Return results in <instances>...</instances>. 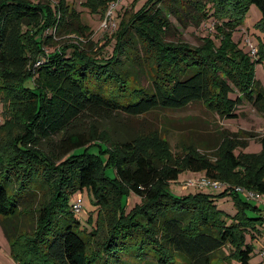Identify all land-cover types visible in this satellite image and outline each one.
<instances>
[{
    "label": "trees",
    "instance_id": "1",
    "mask_svg": "<svg viewBox=\"0 0 264 264\" xmlns=\"http://www.w3.org/2000/svg\"><path fill=\"white\" fill-rule=\"evenodd\" d=\"M116 1L85 3L104 14ZM250 4L260 11L264 34V0H144L136 11L122 14L105 55L109 43L89 38L88 49L78 41L44 51L52 35L47 30L79 21L65 0L53 6L49 0H0V101L19 129L10 134L5 131L10 123L0 124V215L5 237L25 253L26 264H98L101 254L131 249L134 242L153 253L154 264H212L216 253L223 254L222 264H250L253 246L245 236L261 225L257 233L264 237V201L256 204L235 188L264 195V134H258L262 154L256 155L235 153L247 142L239 130L225 132L211 161L194 145L174 158L162 141L113 135L112 128L98 124L118 113L135 117L193 102L221 118L236 117L242 101L264 113L255 62L231 37ZM209 17L215 34L201 45L165 39L178 25L198 26ZM71 30L85 31L80 24ZM255 56L264 59V42ZM183 170L203 172L225 186L217 194L198 189L173 195L168 183ZM83 188L98 207L89 235L103 231L94 249L68 202ZM129 193L141 203L126 209ZM225 196L234 203L233 215L216 204ZM29 215L34 220L26 227L22 221ZM140 255L144 259L146 253Z\"/></svg>",
    "mask_w": 264,
    "mask_h": 264
},
{
    "label": "rangeland",
    "instance_id": "2",
    "mask_svg": "<svg viewBox=\"0 0 264 264\" xmlns=\"http://www.w3.org/2000/svg\"><path fill=\"white\" fill-rule=\"evenodd\" d=\"M31 1L35 3L44 2L46 0ZM49 1L53 6L58 0ZM85 1L86 0H65L68 9L78 15L79 21L68 20V25L65 28L58 31H52L51 29L47 30V33L52 35L48 40V44L43 47L46 53L57 49L63 44H77L78 41H80L84 49H88V43H86L88 38L93 42L102 44L101 46L108 44L111 39L110 36L115 30L122 14L126 13L125 15H128L136 11V9L144 3V0H117L116 2L110 3L106 12L102 14L103 10L100 6L92 9ZM111 4H113V8H111L112 17L105 19V14L108 12ZM170 18L175 22L172 16ZM260 21L261 14L259 9L255 5L250 4L241 23L232 32L231 37L236 42L237 48L243 53L248 54L251 60L255 62L253 66L254 78L264 88V59L262 61H255L256 56L251 55L248 43V41H250V43L258 49L260 41L264 42V34L258 27ZM78 24L83 26L85 31L82 33H75L71 30L78 26ZM214 25L215 23L212 17L203 20L198 26L178 25V29H171L166 34L165 39L167 41L186 42L190 45L198 46L202 44V39L206 35H210L211 37L214 36ZM113 41L112 39L103 49L105 55L110 54ZM93 42L92 46L94 44ZM139 80L140 83L146 84V80L143 77H140ZM231 96L234 97L235 94H231ZM235 112L237 116L234 118H221L217 114L209 111L200 102H193L181 109L155 110L148 114L135 117H129L122 113H118L110 118V120H103L98 124L103 128H112L111 133L113 135L128 132L132 133L131 135H136L145 142L150 141L151 143L157 142L159 144L162 141L168 145L167 149L171 152L173 157L181 156L185 146L189 144L194 145L199 152L209 155L208 157H210L211 161H215L216 159V156L212 154H215L216 148H218L223 141L222 134H225V132H237L239 130L237 135L244 138L247 144L235 149V153L241 151L243 153H253L256 155L262 154V147L257 141V137L264 134V113L257 110L255 105L247 101H242V103L237 106ZM3 119L6 120V123H10V128L7 127L5 131L10 134H15L19 131L16 125V119L9 115L0 101V124L3 123ZM240 130H246L254 135L248 137L246 133L240 132ZM42 148L45 149L44 146H42ZM106 173L107 175L113 176V170H111V168H107ZM203 174V172L183 170L178 175L177 180L168 183L167 189L170 193L177 196L199 191L194 187H186L183 183L187 178H197ZM203 192L217 194L219 190L205 187L203 188ZM78 198H80L81 202L80 208L75 216L81 222L84 235L89 237L90 249H94V243L103 236V231L98 232V236L89 235L96 227L98 207L94 203V195L87 188L72 192L68 198V202L72 205ZM258 198L262 200V202L264 201V195ZM35 199H38L37 195L34 200ZM248 199L256 204L259 202L258 199H252L251 197ZM124 201H126V209L141 203L140 197L133 193L127 194L124 197ZM216 204L218 208L222 209L228 215H233L236 212L234 203L228 196L217 199ZM35 205L36 202H34V206ZM1 219L2 216L0 215V264H26L25 261L27 258L25 253L18 248H12L5 237ZM33 220L31 219V215H29V220L22 221V223L25 222V226L27 227V224H33ZM257 230H262V226L256 225L255 229L248 231L245 236L246 242L251 243L253 246L249 261L250 264H264L263 257L259 253L260 248L264 245V237L260 236ZM132 244V248L128 250L119 249L118 247L113 249L108 255L101 254L99 258L101 262L98 264H150L154 257L153 253L139 250V248L142 247L139 243L134 242ZM140 251L146 253V255H142L144 259L140 257ZM222 256L223 254L216 253L212 260V264L224 263V261H222ZM151 263L154 264V261ZM225 264L237 263L232 261Z\"/></svg>",
    "mask_w": 264,
    "mask_h": 264
},
{
    "label": "built area",
    "instance_id": "3",
    "mask_svg": "<svg viewBox=\"0 0 264 264\" xmlns=\"http://www.w3.org/2000/svg\"><path fill=\"white\" fill-rule=\"evenodd\" d=\"M111 8H113V4H111V6L109 7L108 9V12L105 14V19H107L108 17H112V10ZM249 43V46H250V53L251 55H255V52H256V48L250 43V41H248ZM40 63V61H37L35 62V65ZM184 186L186 187H194V188H197V189H203L205 187H211V188H216V189H219V188H223L225 186L224 183L222 182H219L217 180H214V179H211V178H208L205 174L203 175H200L199 177L197 178H187L184 183H183ZM236 191H238L239 193L243 194L244 197L246 198H252V199H258L259 200V195L252 192V191H247L245 190L244 188L242 187H236L235 188ZM80 198H78L72 208L75 212H77L80 208ZM259 253L260 255L263 257V260H264V245L260 248L259 250Z\"/></svg>",
    "mask_w": 264,
    "mask_h": 264
}]
</instances>
